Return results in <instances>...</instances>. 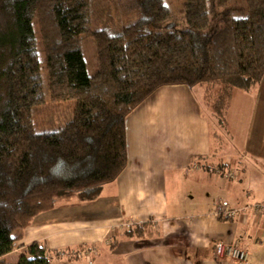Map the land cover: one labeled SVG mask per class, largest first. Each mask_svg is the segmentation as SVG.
Masks as SVG:
<instances>
[{
  "label": "trees",
  "instance_id": "trees-1",
  "mask_svg": "<svg viewBox=\"0 0 264 264\" xmlns=\"http://www.w3.org/2000/svg\"><path fill=\"white\" fill-rule=\"evenodd\" d=\"M183 5L179 29L165 0L127 12L121 0H0V264L36 217L93 202L118 179L127 118L160 88L200 86L219 140L234 90L260 86L264 0ZM47 99L75 102L51 132L34 121ZM148 225L125 233L143 236ZM47 253L34 242L17 264H51Z\"/></svg>",
  "mask_w": 264,
  "mask_h": 264
},
{
  "label": "crops",
  "instance_id": "crops-1",
  "mask_svg": "<svg viewBox=\"0 0 264 264\" xmlns=\"http://www.w3.org/2000/svg\"><path fill=\"white\" fill-rule=\"evenodd\" d=\"M193 90L160 88L127 118L128 166L97 200L86 202L91 209L84 222L42 219L58 205L36 217L6 260L20 250L18 261L39 242L56 255L95 251L89 259L70 255L51 264H233L217 258L215 246L244 237L251 255L246 264H264V213L249 209L235 222L214 214L219 194L234 208L264 200V181L257 188L249 175L252 166L264 165V79L253 91L234 90L219 140L203 90ZM243 166L242 174L233 173ZM124 222L149 225L143 236L132 237L121 228Z\"/></svg>",
  "mask_w": 264,
  "mask_h": 264
},
{
  "label": "rangeland",
  "instance_id": "rangeland-1",
  "mask_svg": "<svg viewBox=\"0 0 264 264\" xmlns=\"http://www.w3.org/2000/svg\"><path fill=\"white\" fill-rule=\"evenodd\" d=\"M123 3V6L125 7V11H129L132 10L133 7L135 6V4H137L140 0H121ZM166 4L168 5V7L170 8L171 11V18L170 20H168V22H174L176 23L175 25L179 27V29H184L185 27H187V22L185 21L183 15L181 13H183L184 10V0H165ZM122 10V9H121ZM218 25V23L216 24ZM88 38V37H87ZM87 57V61H88V65H89V70L90 72H93V67L90 65V56ZM95 63V60H94ZM93 63V66H94ZM193 93L196 94L197 92H200V86H197L195 88H193ZM75 106V102L74 101H68V102H57L54 103L52 102L50 99H47L44 106L40 107L34 114V121L36 124V127L39 131H46V132H51L53 130L58 129L60 126H63L67 123V121L72 117V113H73V109ZM225 142L228 146V151L230 149L231 153L234 151V144L233 142H230V139L228 138V134L225 138ZM230 147V148H229ZM234 153V152H233ZM228 154V153H227ZM240 156H238L239 158ZM242 157V156H241ZM240 161H242L240 159ZM261 164H264L263 162ZM243 167H237V168H233V173L236 174V172H239L240 174H242V170ZM251 168V167H250ZM246 169V167H245ZM249 175L252 178L253 184L259 188L260 184L258 182L259 181H264V165L262 167H260L259 169H257L256 167L252 166V169L249 173ZM245 186V185H244ZM255 186H253L254 189H257ZM246 187V186H245ZM247 188V187H246ZM212 191H214V189H212ZM249 191V190H248ZM216 192H219V190L217 189ZM218 195V193H217ZM219 197L216 199H220L223 200V196L222 195H218ZM223 197V198H222ZM224 201V200H223ZM257 203H264L263 201H256L253 203H247L249 205H255ZM247 204H245L244 206H246ZM58 206V205H57ZM242 206V207H244ZM69 209L74 213H71L70 215H63L62 214V210L63 209ZM91 209L90 204H79L78 202H69V203H62L59 204V206L57 207L56 212H54L53 214H51L50 216H48L49 214L43 215L41 217H43L42 219H46L48 221H50L54 216L58 217L55 218V220H58L59 217H67L69 220L75 221L76 222H84L85 218H86V212H88ZM82 211V212H81ZM70 216H73L72 218H70ZM76 217V218H74ZM66 218V219H67ZM74 218V219H73ZM80 228L77 227V229ZM84 228V226H83ZM117 227H115L116 229ZM88 229V228H87ZM114 231V229L112 230V228L110 229L109 232ZM19 251H15L12 255L9 256L8 262L10 264H17V256ZM67 254L73 256L74 254L79 255L78 251H72V250H67L66 251ZM82 255H86V258L89 259L91 257V254L93 255L94 253H91L90 251L84 250L81 253ZM52 257V260H56L57 259H69L70 257H60L58 254H50L47 253L46 257Z\"/></svg>",
  "mask_w": 264,
  "mask_h": 264
},
{
  "label": "built area",
  "instance_id": "built-area-1",
  "mask_svg": "<svg viewBox=\"0 0 264 264\" xmlns=\"http://www.w3.org/2000/svg\"><path fill=\"white\" fill-rule=\"evenodd\" d=\"M252 209L256 213H264V203H257L255 205H248L244 207H238L234 208L230 205L228 201L219 200L215 204V210L214 214L216 217L226 220V221H239L242 216L246 214V212ZM138 223H122L120 224L121 228L124 230H131L133 229ZM91 253H94V249L90 250ZM215 252L216 256L219 259H228L233 264H246L250 261V252L248 249V245L246 243V240L244 237H238L236 239H233L230 242L226 241H218L215 246ZM82 252H79L77 254H74L73 256H84L86 258V255H82ZM58 255L60 257H70L69 254L65 250H62L58 252ZM47 259L52 261V257L49 256Z\"/></svg>",
  "mask_w": 264,
  "mask_h": 264
}]
</instances>
